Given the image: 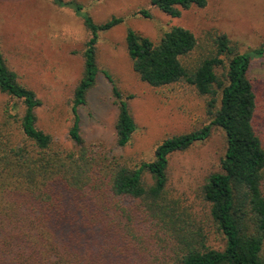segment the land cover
<instances>
[{
  "label": "trees",
  "instance_id": "16d2710c",
  "mask_svg": "<svg viewBox=\"0 0 264 264\" xmlns=\"http://www.w3.org/2000/svg\"><path fill=\"white\" fill-rule=\"evenodd\" d=\"M151 3L180 17L187 9L205 7L207 0ZM137 13L150 16L142 9ZM122 21L117 16L99 25L84 20L93 36L74 91L70 150H56L51 134L38 127L41 100L0 51V91L15 100L13 110H22L23 136L16 145L0 141V264H264V141L250 77L253 66L264 63V44L240 52L227 34L216 31L207 32L201 44L182 26L171 27L159 41L128 29V53L141 80L153 87L192 86L205 96L210 120L166 136L152 160L129 166L121 156L85 144L79 115L101 72L96 32ZM194 52L198 56L192 61ZM103 73L118 107L116 146L123 148L137 130L130 107L134 96L124 95ZM214 127L224 132L227 148L202 195L210 205V223L224 237L222 250L208 245L206 224L167 195L170 157L209 139Z\"/></svg>",
  "mask_w": 264,
  "mask_h": 264
},
{
  "label": "rangeland",
  "instance_id": "374dc122",
  "mask_svg": "<svg viewBox=\"0 0 264 264\" xmlns=\"http://www.w3.org/2000/svg\"><path fill=\"white\" fill-rule=\"evenodd\" d=\"M59 1L74 5H61L57 0H0V51L19 80L41 100L36 109L38 127L51 134L56 150H70L74 91L84 73L86 43L93 36L84 20L89 17L99 25L113 16L123 18L113 28L96 32L95 54L101 72L79 115L85 144L96 152L121 156L129 166L152 160L166 136L192 131L210 120L205 96L192 86L153 87L141 80L128 53V29L159 41L171 27L182 26L201 44L206 43L207 32L216 31L227 34L240 52L264 44V0H207L205 7H192L180 17L166 15L151 0ZM141 9L150 16L137 13ZM197 56L194 52L190 60ZM103 71L112 76L124 95L134 96L130 107L137 130L123 148L116 146L118 107L112 83ZM250 77L257 95L256 125L264 141V63L254 65ZM14 102L0 91V141L16 145L23 142L22 110H13ZM226 148L224 132L214 127L209 139L170 157L167 184L169 198L206 224L208 245L220 250L225 240L210 223V205L202 188L211 173L220 171ZM147 180L151 181L149 175Z\"/></svg>",
  "mask_w": 264,
  "mask_h": 264
}]
</instances>
